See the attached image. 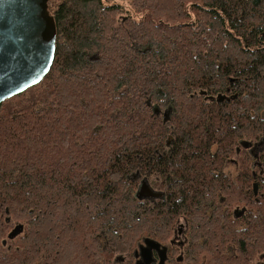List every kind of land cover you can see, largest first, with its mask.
<instances>
[{"label": "trees", "instance_id": "16d2710c", "mask_svg": "<svg viewBox=\"0 0 264 264\" xmlns=\"http://www.w3.org/2000/svg\"><path fill=\"white\" fill-rule=\"evenodd\" d=\"M48 12V75L0 105V264H131L178 219L188 263L264 264V151L241 145L264 138V0ZM145 179L158 198L136 197Z\"/></svg>", "mask_w": 264, "mask_h": 264}, {"label": "water", "instance_id": "95a60500", "mask_svg": "<svg viewBox=\"0 0 264 264\" xmlns=\"http://www.w3.org/2000/svg\"><path fill=\"white\" fill-rule=\"evenodd\" d=\"M55 42L56 28L48 12V0H0V105L44 80L54 61ZM241 145L249 147L248 143ZM253 192L257 194L256 185ZM159 196L145 181L136 192L140 200ZM21 232L22 226H16L8 239ZM136 249L140 255L148 256L155 251L158 264L165 262L167 249L151 238H143ZM135 264H149V261Z\"/></svg>", "mask_w": 264, "mask_h": 264}, {"label": "flooded vegetation", "instance_id": "af4514ba", "mask_svg": "<svg viewBox=\"0 0 264 264\" xmlns=\"http://www.w3.org/2000/svg\"><path fill=\"white\" fill-rule=\"evenodd\" d=\"M248 145L249 147L246 149L249 151L251 156L255 157L257 160L260 152L264 151V138L252 143H248ZM254 170L257 172L253 171V176L255 179L253 185L258 187L260 183L264 184V162L258 161ZM235 214L238 215L239 213L236 211ZM187 243V226L183 220L178 219L168 242L161 244V246H164L167 249L164 264H170L172 260L177 264H190L185 261V249ZM130 261L131 264H135L136 261H149V264H158L159 256L155 251H152L149 256L146 253L144 255H140L139 251L135 249L131 252Z\"/></svg>", "mask_w": 264, "mask_h": 264}, {"label": "rangeland", "instance_id": "374dc122", "mask_svg": "<svg viewBox=\"0 0 264 264\" xmlns=\"http://www.w3.org/2000/svg\"><path fill=\"white\" fill-rule=\"evenodd\" d=\"M258 153V152H257ZM225 171L227 172V173H230V175H232L233 177L238 173V169H237V166L235 165V163H234V161H228L227 162V164L225 165ZM255 169V168H254ZM253 171H255V170H253ZM257 172V171H256ZM143 181H145L148 185H149V187L152 189V187H151V185L149 184L150 182L147 180V179H145V180H143ZM153 191H155V192H158V190H156V189H152ZM183 223V222H182ZM253 264H257L258 263V260H257V258H256V260H254L253 262H252ZM34 264H40V262L39 261H37V262H35Z\"/></svg>", "mask_w": 264, "mask_h": 264}]
</instances>
